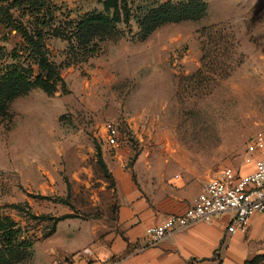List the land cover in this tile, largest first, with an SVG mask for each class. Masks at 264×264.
<instances>
[{"label": "rangeland", "instance_id": "1", "mask_svg": "<svg viewBox=\"0 0 264 264\" xmlns=\"http://www.w3.org/2000/svg\"><path fill=\"white\" fill-rule=\"evenodd\" d=\"M100 1L53 0L64 20L102 10ZM204 1L209 10L202 19L165 25L145 42L136 39L134 21L119 24V35L100 52L71 66L65 65L67 42H48L69 92L48 96L21 86L24 94L0 119V214L18 223L22 240L32 243L12 264H49L47 253L58 239L43 240L56 217L102 219L115 206L113 181L98 163L107 121L117 124L120 139L106 153L122 151L130 159L151 154L146 137L126 120L147 119L153 137L166 145L153 154L173 161L191 185L244 161L249 140L264 131V0ZM6 33L12 48L19 38L10 29H1L0 37ZM215 44L216 71L203 82L190 81L202 66L203 46Z\"/></svg>", "mask_w": 264, "mask_h": 264}, {"label": "crops", "instance_id": "2", "mask_svg": "<svg viewBox=\"0 0 264 264\" xmlns=\"http://www.w3.org/2000/svg\"><path fill=\"white\" fill-rule=\"evenodd\" d=\"M126 120L139 138L146 137L145 148L153 152L130 159L122 151L106 153L107 147H116L104 141L102 155L114 184L115 206L102 219L60 222L56 232L43 240L58 239L47 253L49 264L57 259L69 264H245L264 255V214L251 219L245 234H230L231 216L222 214L195 222L158 244L149 243V227L192 207L204 186L222 171L200 186L188 184L173 161L153 154L166 147L153 137V124L134 117ZM243 164L228 167L241 169L242 174L254 170Z\"/></svg>", "mask_w": 264, "mask_h": 264}, {"label": "trees", "instance_id": "3", "mask_svg": "<svg viewBox=\"0 0 264 264\" xmlns=\"http://www.w3.org/2000/svg\"><path fill=\"white\" fill-rule=\"evenodd\" d=\"M100 4V11L87 12L78 20L68 17L64 20L62 7L53 0H0V31L10 29L19 38L10 48L11 33L0 37V119L8 116L12 102L24 94L21 86L30 84L48 96L60 90L69 92L62 76L63 64H57L49 50L51 39L67 42L65 65L71 66L73 62L78 63L80 57L88 60L100 52L105 41L119 35V24L130 27L134 21L138 26L136 39L145 42L163 26L200 20L209 10L204 0H101ZM218 49V44L209 50L203 46L202 66L190 77V81L203 82L207 73L216 71L213 69V58ZM98 163L111 177L99 147ZM42 198L51 200L50 197ZM13 208L23 210L21 206ZM72 218L76 216L56 217L54 227L46 238L56 232L60 222ZM22 237L18 223L0 214V264H12V259L32 247V243H26ZM245 264H264V255H258Z\"/></svg>", "mask_w": 264, "mask_h": 264}, {"label": "built area", "instance_id": "4", "mask_svg": "<svg viewBox=\"0 0 264 264\" xmlns=\"http://www.w3.org/2000/svg\"><path fill=\"white\" fill-rule=\"evenodd\" d=\"M99 134L110 146H118L120 131L115 122H105ZM243 165H253L254 170L242 174L241 169L225 168L219 176L209 180L192 207L149 227L146 230L149 243L158 244L195 222L222 214L231 216L227 228L230 234L247 233L251 219L264 214V131H259L249 140ZM52 264L69 263L57 259Z\"/></svg>", "mask_w": 264, "mask_h": 264}]
</instances>
